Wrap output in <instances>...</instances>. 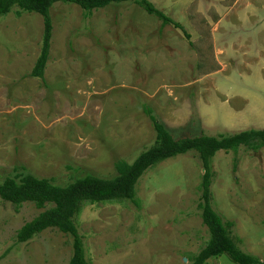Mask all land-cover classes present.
<instances>
[{
  "label": "rangeland",
  "instance_id": "1",
  "mask_svg": "<svg viewBox=\"0 0 264 264\" xmlns=\"http://www.w3.org/2000/svg\"><path fill=\"white\" fill-rule=\"evenodd\" d=\"M149 1L183 30L134 3L88 21L77 5H54L43 78L31 77L43 18L0 20V184L28 175L61 187L113 179L118 162L153 144L152 117L176 138L264 130V0ZM212 169L216 211L234 223L243 251L264 262V149L221 151ZM203 174L196 153L180 155L150 169L134 201L86 206L78 225L88 260L190 264L210 238L198 208ZM45 210L0 198V264L69 263L72 239L57 229L17 242Z\"/></svg>",
  "mask_w": 264,
  "mask_h": 264
},
{
  "label": "trees",
  "instance_id": "2",
  "mask_svg": "<svg viewBox=\"0 0 264 264\" xmlns=\"http://www.w3.org/2000/svg\"><path fill=\"white\" fill-rule=\"evenodd\" d=\"M61 3L79 6L85 21L97 10L134 3L147 14L160 19L164 26L173 25L183 30L181 25L159 11L149 0H0V20L9 14L21 16L24 13L39 14L43 18V46L31 73L33 78L44 77L54 29L51 9ZM151 119L156 132L153 144L143 150L134 162H118L117 176L113 179L87 176L61 187L50 179L32 175L22 177L19 181L6 178L0 184V198L3 201L11 203L17 210L26 203H33L40 210L46 209L21 228L17 242L28 243L48 229H57L72 239V257L68 264H93L87 258L86 243L78 225L84 208L94 204L134 201L136 187L150 169L180 155L196 153L204 168L198 208L210 238L198 255L187 260L190 264H207L214 258L226 256L234 264H264L258 257L243 251L240 240L234 234V223L226 221L216 211L212 192V160L217 153H238L242 148L253 152L260 151L264 149V130L251 129L219 137L201 135L176 138L154 117Z\"/></svg>",
  "mask_w": 264,
  "mask_h": 264
},
{
  "label": "water",
  "instance_id": "3",
  "mask_svg": "<svg viewBox=\"0 0 264 264\" xmlns=\"http://www.w3.org/2000/svg\"><path fill=\"white\" fill-rule=\"evenodd\" d=\"M186 261H187V259H186Z\"/></svg>",
  "mask_w": 264,
  "mask_h": 264
}]
</instances>
